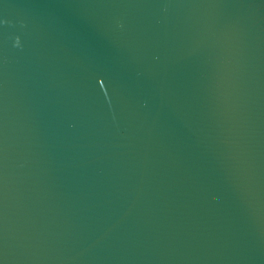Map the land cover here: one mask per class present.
I'll list each match as a JSON object with an SVG mask.
<instances>
[{"label": "water", "instance_id": "obj_1", "mask_svg": "<svg viewBox=\"0 0 264 264\" xmlns=\"http://www.w3.org/2000/svg\"><path fill=\"white\" fill-rule=\"evenodd\" d=\"M0 264H264V0H0Z\"/></svg>", "mask_w": 264, "mask_h": 264}]
</instances>
